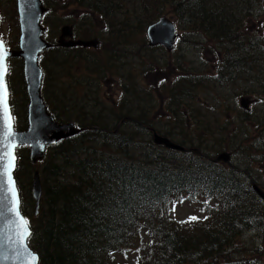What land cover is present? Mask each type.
Wrapping results in <instances>:
<instances>
[{
    "label": "trees",
    "instance_id": "16d2710c",
    "mask_svg": "<svg viewBox=\"0 0 264 264\" xmlns=\"http://www.w3.org/2000/svg\"><path fill=\"white\" fill-rule=\"evenodd\" d=\"M42 1L48 10L43 23L53 13L65 12L70 7L79 6L98 16L111 29L117 30L127 28L125 26L129 24L130 17H124L128 15L125 11L127 5H143V10L133 12V15H144L136 17L139 21L135 25H128L129 31L124 29L128 31L127 37L129 32H133L132 27L136 35L137 29L149 27L153 24L152 19H160L170 10L177 14L182 22L191 26L192 30L218 45L226 52L225 55L234 52L232 62L230 56L222 60L219 79L227 78L225 74L229 66L240 69L257 58L262 71L261 76L256 75L257 86L261 92L259 95L264 99V0H239L235 3L230 0H59L56 3H51L50 0ZM10 3V8L14 6L12 11H17L16 0H10ZM3 10L4 6L1 4L0 39L4 38L6 15ZM148 14L149 19H144ZM255 14L262 19L256 37L243 36V27H247L248 21L257 17ZM139 23H142L143 27H138ZM74 28L79 33L82 32L81 29ZM117 30L113 29L112 33H117ZM86 32L90 36L93 34L89 29H86ZM118 32L123 36V30ZM127 37L120 39L127 42ZM46 38L49 39L47 35ZM51 44L53 47L42 55L40 65L43 64L44 57L50 54L58 64V70L61 68L64 77L67 75L70 80H77L79 70H85L87 81L97 80L99 74L104 75L106 71H110L105 70L106 64L111 66L110 73L115 75L112 67L117 63V56L120 59L123 54H127L122 49L124 44L118 45L117 41L106 44L104 50L103 43L100 42L98 49H102L101 52L88 54L86 53L89 50L83 48L69 50L57 46V43ZM6 45L8 49L18 47V43L8 41ZM246 47L254 49V52ZM162 52L167 58L173 55L167 54L165 50ZM143 59L144 73L153 71L160 65L159 60L151 59L146 62V59ZM149 62L154 66L148 70L144 65ZM12 64V61H9L7 77L10 104L14 110L16 129L24 131L28 127V116L26 114L24 118V127L22 119L16 113V103H13L15 97L11 83ZM42 70V95L49 112L58 123L73 121L83 130L78 136L50 147L43 160L46 165L42 170L32 167L28 157L27 160L23 156L18 157L15 180L22 200V213L30 221L32 230L29 245L39 255L40 264H120L118 257L128 252L136 254L132 264H224L235 262L237 257H243L240 260L242 264H264V204L253 191L252 182L242 183L240 175L231 166L214 163L206 158H211L213 154L206 155L207 150L202 149L203 141L200 135L196 140L199 141L198 147H188L187 145L195 142L187 139L192 131L186 132L180 145L188 152L168 151L154 158L147 157L145 166L131 161L127 156L128 151L125 155L96 156L93 149L86 147V142H101L103 145L116 142L121 145L117 148L123 149L128 145L129 137L123 136L120 129L126 125H134L141 130L149 125L144 117L145 111L135 119L122 107L117 114L114 113L113 118L108 119L115 125L114 129L107 127L108 125L107 129L100 127L99 124L104 121L103 116L94 115L88 118L83 115L82 109L76 111L73 116L66 111V106L60 105V101H52L44 84L49 72L43 68ZM89 76L91 78H88ZM69 79L66 77L67 89L70 88ZM131 85L135 86L129 78L125 89L129 90ZM179 86L181 85L175 83L171 91L172 102L177 107L191 98L188 91L180 93ZM24 88L27 99L26 85ZM61 88L65 91V87ZM135 90L136 87L130 92H133L131 96L136 95L139 100L141 97L147 105L154 99L151 94L145 93L146 90L143 91L144 96H138L134 93ZM152 108L149 105V109ZM168 134L164 133L166 137ZM122 142L125 145H122ZM215 146L225 149V145L221 143ZM230 149L232 151L231 147ZM52 150L54 154L51 155V161H47ZM258 150L261 154L250 156L253 162L264 161V145ZM233 152L244 154L246 150L237 148L233 149ZM255 157L257 159H254ZM25 165L30 167L33 175L36 171L40 173L43 195L41 214L37 219L28 213L24 188L16 176L17 171H22ZM66 171L73 172L74 177L70 179L67 176L64 180L62 177ZM49 176L56 180L54 185H49ZM253 182L256 183L254 180ZM263 185L258 186L264 189ZM28 194L31 199V189ZM181 198L191 201L204 199V215L207 219L181 224L173 216H167L165 211L170 209L172 202ZM32 207L35 215L36 205L33 204ZM252 231H258V234L255 246L248 248L241 244L240 239L244 233Z\"/></svg>",
    "mask_w": 264,
    "mask_h": 264
},
{
    "label": "rangeland",
    "instance_id": "374dc122",
    "mask_svg": "<svg viewBox=\"0 0 264 264\" xmlns=\"http://www.w3.org/2000/svg\"><path fill=\"white\" fill-rule=\"evenodd\" d=\"M58 1L50 0L51 3ZM236 1L239 0H230L233 3ZM1 4L4 6L3 12L6 15L3 26L4 38L2 40L5 43L7 41L18 43L19 47L20 27L17 11L13 12L14 6L10 8V0H0ZM141 10H143V5L141 7L139 4L132 3L126 6L125 11L128 15L124 17H130L128 25H135L139 21L136 17L144 14L133 15V12L137 13ZM163 15L170 18L176 24L178 34L181 36L176 50L171 52L173 55L171 57L168 56V58L160 49H156L155 51L149 50V42L146 36L148 26H145L143 30L137 29L136 35L134 34L135 29L132 27L133 32H129L128 37L127 34L130 30L128 25L125 26L127 28H124L128 31L123 28L119 29L123 30V36L127 37V42H125L123 39H120L123 36L118 32L119 30L113 28L117 30V33H112L113 29L106 25L102 19L79 6L70 7L65 12L49 15L43 23V27L46 28V35L49 38L47 40L50 43L56 44L61 35L62 27L72 24L74 27L82 30L79 33L76 29V39L88 41L99 38V41L103 43V50L106 44L117 41L118 45L124 44L122 49L127 53L123 54L120 59L117 56V63L112 67L115 75L110 73L111 66L106 64L105 70L109 69L110 71H106L104 75L99 74V79H91V81H87L85 70L82 72L81 70L78 71L77 80H70L67 75L64 77V72L61 68L58 70L56 61L50 54L46 55L40 67L49 72L46 78L47 82L44 81V84L45 88L47 86L50 99L52 101H60V105L62 107L66 106V111H69L68 113H71L73 116L79 109H82L83 115H87L88 118L94 115L98 117L103 116L104 121L99 126L106 127L108 125L107 127H111V129H114L115 125L110 123L108 119L113 118L115 116L114 113L117 114L122 107L123 110L127 111L135 119L145 111L144 117L149 123L145 127L157 131L164 137H166L164 133H169L168 138L178 144H180L186 132L192 131L187 139L195 143L187 145L188 147H198L199 141L196 140L199 139L200 135L203 141L202 149L207 150L206 155L212 153V159H215L223 152H229L232 155L231 168L240 175L242 183L249 184L251 180H254L258 185L264 184V161L253 162L250 160L252 154H261L258 149L264 145V99L259 95L261 92H259V87L257 86L258 78L256 77L257 74L259 76L262 74L260 63L255 58V65H253L254 62H251L240 69L231 65L225 74L227 78L219 79L218 74L222 60L230 56V61L232 62L234 52H228L225 55L226 52L222 51L218 45L206 40L196 30H192L191 26L182 22L179 16L173 14L170 10H167ZM163 15L162 17H164ZM255 15L257 17L248 21L247 27H243V36L250 35L252 38L256 37L262 19L258 14ZM144 19H149V14ZM158 20V18H154L151 21L155 23ZM141 24L139 23L138 27H143V24ZM86 29L93 32L92 36L88 35ZM18 47L12 50H17ZM246 48L254 52V49ZM102 49H98L99 51L89 49L86 54L89 52L100 53ZM143 58L146 59V62L151 61V59L159 60L160 65L155 70L145 71L146 73H144L142 69ZM11 61L13 63L11 83L15 97L13 103H16V113L22 119V124L25 127L24 118L26 114L28 116L29 101L24 94L26 84L24 81L23 62L19 59ZM50 61L53 66L50 64ZM152 65L149 62L144 67L149 70ZM66 77L71 81L69 89L66 86ZM88 78H91V76ZM129 78H131L135 86L131 85L130 89L126 90L125 86H128ZM175 83L181 85L179 86L180 93L188 91V94L191 95V98L185 103L182 102V105L179 107L172 102L171 91H173ZM61 87H65V91ZM135 87L134 93H137L138 96H144L143 91L145 90V93L151 94L154 97V99H151L152 102L147 105V102H143L141 97L139 100L135 94V96H131L133 92H130ZM243 97H249L251 100L256 101L255 104L250 106V111L247 113L241 109L239 104L240 99ZM149 105L153 108L149 109ZM174 112L177 114H174ZM66 123L74 122L68 121ZM145 127H142L140 130L139 127L134 125H126L120 129L123 136L129 137V147L128 145L123 147L126 150L117 148V146L120 147L121 145H118L116 142H113L114 144L108 142L104 143V145L101 142L98 144L86 142V147L93 149L96 156L103 154L125 155V152L128 151L127 156H129L131 161H134L137 165L145 166L147 157L154 158L157 155L171 151L164 147L155 146L152 142L153 138L149 129ZM140 138L144 140H140ZM122 139L124 140L123 137ZM151 142L152 146L150 145ZM219 143L224 144L225 149L215 146ZM121 144L125 145L123 142ZM235 146L237 147L234 148ZM237 148L244 149L246 152L244 154L240 152L234 153L233 149L236 150ZM220 149L221 151L218 152ZM53 152L54 150L50 152L47 161H51ZM17 155L18 157H25L26 160L28 157L30 164L34 168L39 167L38 169L42 170L46 165L45 161L33 165L30 161L29 148L25 147L24 150L22 148L18 149ZM178 159L183 160L182 157H178ZM254 159L257 158L255 157ZM65 173L62 177L64 180L67 179V176L70 179L74 177L73 172L66 171ZM16 174L21 187L24 188L28 213L37 219L41 214V209H39L38 215L36 213L34 215V208L32 207L33 204L35 206L32 196L33 171L28 165H25L22 171H17ZM48 179L49 185L55 184V179L50 176ZM29 189H31V199L28 194ZM204 209V199L194 201L185 199L183 203L177 204L175 212L170 213L168 209L165 211V214L173 216L178 221L187 220L188 217L193 215L200 217L199 220L204 221ZM257 234L258 231L244 233L240 239L241 244L248 248L254 247ZM132 247L133 249L136 248L134 244ZM135 258L136 254L134 252H128L126 255L118 257V261H120V264H132ZM241 259L243 257H237L235 262L224 264H242L240 262Z\"/></svg>",
    "mask_w": 264,
    "mask_h": 264
},
{
    "label": "water",
    "instance_id": "95a60500",
    "mask_svg": "<svg viewBox=\"0 0 264 264\" xmlns=\"http://www.w3.org/2000/svg\"><path fill=\"white\" fill-rule=\"evenodd\" d=\"M47 12L48 10L42 0H17V13L20 27L19 47L17 50H10L0 39V42L5 45V50L8 53L6 63L8 64L13 59H19L23 62L24 81L29 98L28 129L26 131L16 130L14 123V131L18 137L26 138L24 145L18 147V149L29 148L30 161L33 165L45 159L48 148L82 133V129L77 128L74 123H58L49 112L42 95L43 70L40 67V60L42 55L53 47L46 40V28L42 26L43 18ZM146 34L150 48L162 47L168 53L175 51L177 43L181 38L178 34L176 24L166 16L150 25ZM57 46L64 49L81 47L84 49H97L99 47V41L96 39L89 41L75 40L74 28L66 25L61 29ZM255 103L256 101L248 97L241 98L239 102L241 109L246 112L250 111V106ZM153 143L155 146L164 147L171 151H186L184 147L155 131L153 133ZM41 145H43V149H41ZM213 161L215 163L229 165L231 164L232 157L230 153L223 152ZM252 189L264 203V190L255 183L252 184ZM3 195V193H0V199L3 198ZM42 195L43 189L40 173L36 171L33 175L32 183V196L36 204V215L39 213ZM10 218H12V214L0 208V264H40L39 256L31 249L29 243L27 245L29 252L38 257L37 261L31 260L28 254L16 256L13 252L12 249L18 245H14L8 239L10 235L15 239L14 231H9L7 228V221Z\"/></svg>",
    "mask_w": 264,
    "mask_h": 264
},
{
    "label": "snow or ice",
    "instance_id": "6c2138e0",
    "mask_svg": "<svg viewBox=\"0 0 264 264\" xmlns=\"http://www.w3.org/2000/svg\"><path fill=\"white\" fill-rule=\"evenodd\" d=\"M264 26V25H262ZM8 53L5 45L0 42V193L3 198L0 199V208L12 214V218L7 221L9 231H14L13 236H8L14 247L12 250L16 256L28 254L33 261H37L38 257L29 252L28 243L32 235L30 229V221L22 215V200L19 197L18 184L14 178L17 169V150L22 147L26 141L24 137H18L14 131V110L10 104V88L6 77L9 74V65L6 63ZM35 59V57H33ZM19 140V144H18ZM43 149V145L40 146ZM181 198L172 202L169 209L170 213L175 212L178 203H183ZM200 217L190 216L187 220L179 221L181 224L198 222ZM207 219V217H203Z\"/></svg>",
    "mask_w": 264,
    "mask_h": 264
},
{
    "label": "flooded vegetation",
    "instance_id": "af4514ba",
    "mask_svg": "<svg viewBox=\"0 0 264 264\" xmlns=\"http://www.w3.org/2000/svg\"><path fill=\"white\" fill-rule=\"evenodd\" d=\"M72 27H74V26H72ZM76 29L74 28V39L75 40H79V39H76ZM82 48V47H81ZM80 48V49H81ZM74 49H77V48H74ZM84 49V48H83ZM156 49H160L161 51H163L164 49L163 48H161V47H159V48H156ZM69 50H72V49H69ZM85 50H89V49H85ZM79 128V127H78ZM146 128H148V127H146ZM149 129V128H148ZM83 130V129H82ZM149 132H151L150 134L152 135L153 134V132H154V130H152V129H149ZM206 158L207 159H209V160H212L213 161V159L212 158H210V157H208V156H206Z\"/></svg>",
    "mask_w": 264,
    "mask_h": 264
},
{
    "label": "bare ground",
    "instance_id": "6f19581e",
    "mask_svg": "<svg viewBox=\"0 0 264 264\" xmlns=\"http://www.w3.org/2000/svg\"><path fill=\"white\" fill-rule=\"evenodd\" d=\"M151 129V128H150ZM138 132V131H137ZM151 133V132H150ZM138 134V133H137ZM136 134V135H137ZM148 134V133H147ZM134 135V134H133ZM135 136V135H134ZM139 136V135H138ZM142 136V135H141ZM142 138H140V140H141ZM142 140H144V139H142ZM143 142V141H142ZM142 145V144H141ZM134 150V149H133ZM210 154V153H209ZM218 154V153H217ZM212 161V160H211Z\"/></svg>",
    "mask_w": 264,
    "mask_h": 264
}]
</instances>
